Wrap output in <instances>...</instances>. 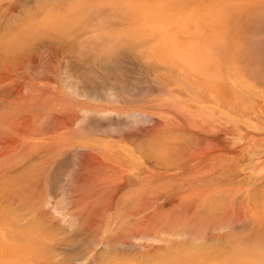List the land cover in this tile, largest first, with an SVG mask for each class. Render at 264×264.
Returning <instances> with one entry per match:
<instances>
[{
	"label": "rangeland",
	"instance_id": "rangeland-1",
	"mask_svg": "<svg viewBox=\"0 0 264 264\" xmlns=\"http://www.w3.org/2000/svg\"><path fill=\"white\" fill-rule=\"evenodd\" d=\"M0 50V264H264V0H0Z\"/></svg>",
	"mask_w": 264,
	"mask_h": 264
},
{
	"label": "bare ground",
	"instance_id": "bare-ground-1",
	"mask_svg": "<svg viewBox=\"0 0 264 264\" xmlns=\"http://www.w3.org/2000/svg\"><path fill=\"white\" fill-rule=\"evenodd\" d=\"M74 31H75V30H74ZM80 31H81V30H80ZM83 31H84V30H82V32H81L82 35H83ZM75 32H76V33H73V34H72V36L74 35L73 37H68V38H66V39H62V41L59 42V44H60L61 46L56 45V43H58V42H56V40H55L56 43L54 42V39H55V38H54L53 40L50 39V40H49L50 42H48V44H50L51 46H53V47H51V49L54 48V47L56 48V46H57V48H61L62 50L64 49V50L67 51V52L69 51V53H70V51H73V52H74V51L76 50V48H77L76 51L79 52L80 50H82V53L84 52L85 54H83V55H79L78 52H77V53H74V54H75V57H77L76 55H78V56H84V55H86V53H88V52L90 51V49H91V50L94 49V48H89V47H91L90 44H93V43H91L90 41H87V40H88L87 37H86L87 40H86L85 38H83V39L86 40V41H81V43H80V42L77 43L75 40H80L81 35H79V34H81V33H79L78 31H75ZM70 33H72V32L70 31L69 34H68V32H64V33H60V34H61V35H62V34H63V35H66V34H67V36H69ZM77 33H78V34H77ZM61 35H56V38L59 40V38L62 37ZM57 36H59V38H58ZM67 36H65V37H67ZM53 37H54V36H53ZM65 37L63 36V38H65ZM82 37H84V36H82ZM49 38H50V37H49ZM70 38H71V40H70ZM77 38H78V39H77ZM92 39H94V38H92ZM96 39H97V38H95V40H96ZM41 40H42L43 42H45V40L48 41V38L46 37V38H44V40H43V39H41ZM41 40H40V41H41ZM72 40H73L74 42H72ZM89 40H91V39L89 38ZM95 40H94V41H95ZM17 41H18V40H17ZM47 41H46V42H47ZM94 41H93V42H94ZM18 42H20V41H18ZM18 42H17V43H18ZM28 42H29V40H28ZM31 42L34 43V40L31 41ZM46 42H45V43H46ZM75 42H76V44H74ZM95 42H96V41H95ZM26 43H27V42H26ZM32 43H31V45H32ZM45 43H44V44H45ZM98 43H99V41H98ZM102 43H103V42H102ZM102 43H100V44H102ZM114 43H115V42H114ZM15 44H16V42H15ZM27 44H28V43H27ZM40 44H41V43H40ZM42 44H43V43H42ZM46 44H47V43H46ZM53 44H54V45H53ZM94 44H95V43H94ZM17 45H18V46L20 45V46H19V49H22V47H24V46H22V44H20V43L17 44ZM25 45H26V44H25ZM55 45H56V46H55ZM88 45H90V46H88ZM107 45H110V44H107ZM107 45H106V46H107ZM125 45H126V44H125ZM125 45H124V46H125ZM18 46H17V47H18ZM82 46H85V49L88 47L87 49H88L89 51H88V52H87V51L85 52L84 49H83L84 47H82ZM86 46H87V47H86ZM114 46H115V45H114ZM128 46H129V45H128ZM14 47H15V45L12 46V48H14ZM17 47H16V48H17ZM25 47H28V46H25ZM42 47H43V46H42ZM44 47H45V45H44ZM47 47H49V45H47ZM78 47H79L80 49H79ZM101 47H102V46H101ZM107 47H108V46H107ZM109 47H112V46H109ZM115 47H116V46H115ZM121 47H123V46H121ZM125 47H126V46H125ZM125 47H124V48H125ZM3 48H4V47H3ZM6 48H7V47H6ZM8 48H9V49H7V50H6L5 48H4V49H1V50H2V51L5 50V51H7V52H8L9 50H12L11 46L8 47ZM10 48H11V49H10ZM36 48H37V47H36ZM104 48H105V47H104ZM119 48H120V47H119ZM127 48H129V47H127ZM130 48H131V47H130ZM25 49H26V48H25ZM27 49H28V48H27ZM32 49H33V48H32ZM32 49H31V50H32ZM34 49H35V47H34ZM78 49H79V50H78ZM96 49H97V48H96ZM113 49H115V48H113ZM113 49H112V50H113ZM121 49H122V48H120V50H121ZM262 49H263V48H262ZM1 50H0V51H1ZM13 50H15V49H13ZM48 50H49V49H48ZM64 50H63V51H64ZM94 50H95V49H94ZM107 50H109V49H107ZM115 50H116V49H115ZM117 50H118V49H117ZM120 50H118L117 52H119ZM123 50H125V49H123ZM15 51H16V50H15ZM23 51H24V50H23ZM26 51H28V50H26ZM26 51H25V52H26ZM50 51H51V50H50ZM63 51H60V53L63 52ZM76 51H75V52H76ZM92 51H93V50H92ZM92 51H90V53H92ZM99 51H100V50H99ZM99 51L97 50L98 54H99ZM113 51H114V50H113ZM125 51H126V50H125ZM19 52H22V50L19 51ZM29 52H30V50H29ZM58 52H59V51H58ZM73 52H72V54H73ZM80 52H81V51H80ZM80 52H79V53H80ZM93 52H96V51H93ZM104 52H106V51H104ZM111 52H112V51H111ZM121 52H122V51H121ZM15 53H16V52H15ZM23 53H24V52H23ZM50 53H51V52H50ZM100 53H101V52H100ZM4 54H5V53H4ZM18 54H19V53H17L16 55H18ZM56 54H58V53H56ZM56 54H55V56H56ZM74 54H73V55H74ZM80 54H81V53H80ZM98 54H96L97 56L95 55V57H94L93 54H92L91 56H92V58H98V59H100ZM102 54H103V52H102ZM104 54H106V53H104ZM112 54H113V53H112ZM112 54L109 53V55H112ZM120 54H121V53H120ZM128 54H129V53H128ZM132 54H133V53H132ZM2 55H3V53H2ZM21 55H22V54H21ZM70 55H71V54H70ZM106 55H107V54H106ZM113 55L115 56V53H114ZM125 55H126V54H125ZM25 56H26V54H25ZM86 56H87V57H88V56L90 57L89 54L86 55ZM107 56H108V55H107ZM121 56H123V54H122ZM0 57H1V56H0ZM23 57H24V56H23ZM26 57H27V56H26ZM58 57H59V56H58ZM72 57H73V56H72ZM87 57L84 56L85 59H83V57H80V58L78 57V61H83V62H84V61H88V60H89V57H88V58H87ZM11 58H12V57H11ZM66 58H67V57H66ZM92 58L90 57V60H92ZM104 58H105V57H104ZM138 58H139V57H138ZM7 59H10V58H7ZM69 59H70V58H69ZM114 59H115V58H114ZM119 59H120V58H119ZM125 59H128V58H125ZM1 60H2V59H1ZM13 60H14V59H13ZM13 60H12V61H13ZM74 60H75V59H74ZM94 60H95V59H94ZM94 60H93V61H94ZM103 60H104V59H103ZM116 60H118V59H116ZM138 60H139V59H138ZM5 61H6V59H5ZM12 61H11V62H12ZM14 61H15V60H14ZM14 61H13V63H14ZM97 61H98V60H97ZM9 62H10V61H9ZM15 62H16V61H15ZM69 62H70V61H69ZM83 62H82V63H83ZM99 62H101V61H99ZM99 62H98V63H99ZM106 62H107V61H106ZM108 62H109V61H108ZM110 62L112 63V61H110ZM135 62H137V61H135ZM138 62H139V61H138ZM4 63H5V62H3V64H4ZM76 63H77V61H76ZM79 63H80V62H79ZM84 63H85V62H84ZM123 63H124V62H123ZM3 64H2V65H3ZM69 64H70V63H69ZM86 64H87V62L85 63V65H86ZM101 64H102V63H101ZM103 64H104V63H103ZM103 64H102V65H103ZM112 64H113V63H112ZM127 64H129V63H127ZM132 64H133V63H132ZM14 65H15V64H14ZM14 65H13V66H14ZM67 65H68V64H67ZM85 65H84V66H85ZM98 65H99V64H98ZM3 66H4V65H3ZM9 66H11V65H8V67H9ZM72 66H73V65H72ZM82 66H83V65H82ZM84 66H83V67H84ZM108 66H109V65H108ZM130 66H132V65H130ZM4 67H6V66H4ZM80 67H81V66H80ZM115 67H116V66H115ZM145 67H146V66H145ZM11 68H12V67H11ZM110 68H111V67H110ZM119 68H120V66H119ZM122 68H123V67H122ZM71 69H72V67H71ZM76 69H77V68H76ZM76 69H75V70H76ZM82 69H83V68H82ZM84 69H85V68H84ZM102 69H103V68H102ZM107 69H108V68H107ZM107 69H106V70H107ZM111 69H112V68H111ZM133 69H134V68H133ZM137 69H138V68H137ZM77 70H78V69H77ZM86 70H87V69H86ZM86 70H84V71H86ZM92 70H93V69H92ZM123 70H125V69H123ZM129 70H130V69H129ZM67 71H69V70H67ZM70 71H71V70H70ZM80 71H81V69H80ZM87 71H88V70H87ZM103 71H105V69H104ZM109 71H110V70H109ZM109 71H107V75H108V72H109ZM88 72H89V71H88ZM110 72H111V71H110ZM85 73H86V72H85ZM90 73H91V72H90ZM95 73H97V72H95ZM95 73H93V74L95 75ZM74 74H75V72H74ZM77 74H78V73H77ZM78 75H79V74H78ZM114 75H115V74H114ZM114 75H113V76H114ZM75 76H77V75H75ZM105 76H106V73H105ZM105 76H104V77H105ZM117 76H118V75H117ZM78 77H79V76H78ZM78 77H76V78H78ZM95 77H96V76H95ZM118 77H119V76H118ZM139 77H140V76H139ZM79 78H80V77H79ZM97 78H98V77H97ZM99 78H100V76H99ZM106 79H110V78L106 77ZM106 79H105V78L102 79L103 82H105L104 80H106ZM111 79H112V80H111L110 82H114V83H115L116 81H118V80H116L117 78H111ZM113 79H114V80H113ZM124 79H126V78L124 77ZM81 80H82V79H81ZM88 80H89V79H88ZM91 80H92V79H91ZM128 80H129V79H128ZM128 80H127V81H128ZM134 80H136V79H134ZM100 81H101V78H100ZM107 81H109V80H106V82H107ZM122 81H123V80H122ZM127 81H126V82H127ZM139 81H140V80H139ZM139 81H138V82H139ZM88 82H89V81H88ZM106 82H105V83H106ZM118 82H119L120 85H121V82H120V81H118ZM135 82H136V81H135ZM97 83H98V82H97ZM119 83H118V84H119ZM127 83H128V82H127ZM127 83H126V84H127ZM129 83H130V81H129ZM98 84H100V83H98ZM84 85H85V84H84ZM101 85H102V84H101ZM110 85H111V84H110ZM112 86H113V84H112ZM121 87H122V86H121ZM78 88H79V87H78ZM90 88H91V87H90ZM115 88H117V87H115ZM119 88H120V87H119ZM119 88H118V89H119ZM92 89H93V88H91V90H92ZM120 89H121V88H120ZM109 90H110V89H109ZM122 90H123V89H122ZM79 93H80V92H79ZM90 93H91V92H90ZM123 94H124V93H123ZM91 96H92V95H91ZM107 100H108V99H107ZM91 124H94V123H91ZM97 124H98V123H97ZM46 170H47V169H46ZM42 171H43V170H42ZM40 172H41V171H40ZM44 172H45V170H44ZM21 173H22V172H21ZM22 174H23V173H22ZM35 174H36V173H35ZM36 175H37V174H36ZM20 177H21V176H20ZM27 179H28V178H27ZM17 180H18V179H17ZM41 180H42V179H41ZM26 183H27V182H26ZM28 184H29V182H28ZM22 185H23V184H22ZM38 185H39V184H38ZM1 188H2V187H1ZM4 188H6V187H4ZM6 189H7V188H6ZM19 190H22V189H19ZM4 191H5V190H4ZM17 191H18V190H17ZM25 191H26V190H25ZM5 192H6V191H5ZM11 192H12V191H11ZM15 192H16V191H15ZM117 193H118V192H117ZM8 194H9V193H8ZM14 198H15V197H14ZM30 199H31V197H30ZM18 201H19V200H18ZM10 203H11V202H10ZM8 204H9V203H8ZM19 204H20V203H19ZM24 204H25V203H24ZM31 204H32V203H31ZM41 204H42V203H41ZM4 206H5V205H4ZM7 207H8V206H7ZM9 207H10V205H9ZM9 207H8V208H9ZM11 207H12V206H11ZM14 207H15V206H14ZM38 207H39V206H38ZM30 208H31V207H30ZM39 208H40V207H39ZM39 208H38V209H39ZM213 208H214V207H213ZM2 209H3V208H2ZM9 209H10V208H9ZM35 209H36V208H35ZM43 209H44V208H43ZM15 210H16V209H15ZM22 210H23V209H22ZM41 210H42V209H41ZM194 210H195V209H194ZM23 211H24V210H23ZM199 211H200V210H199ZM14 212H15V211H14ZM21 212H22V211H21ZM29 212H30V211H29ZM7 213H8V212H7ZM19 213H20V211H19ZM25 213H26V211H25ZM33 213H34V212H33ZM38 213H39V212H38ZM43 213H44V212H43ZM1 214L3 215V213H1ZM13 214H14V213H13ZM27 215H28V214H27ZM158 215H159V214H158ZM184 215H185V214H184ZM193 215H194V214H193ZM9 216H10V215H9ZM13 216H14V215H13ZM15 216H16V213H15ZM45 216H46V215H45ZM164 216H166V215H163V218H164ZM48 217H49V216H48ZM50 217H51V216H50ZM226 217H227V216H226ZM20 218H21V216H18V217H17V219H20ZM24 218H25V217L23 216V219H24ZM82 218H83V216H82ZM85 218H86V216H85ZM87 218H88V217H87ZM196 218H197V217H196ZM3 219H4V218H3ZM5 219H6V218H5ZM12 219H13V217H12ZM14 219H16V217H15ZM49 219L51 220V219H53V218H49ZM202 219H203V218H202ZM212 219H213V218H212ZM215 219H216V218H215ZM0 220H1V218H0ZM7 220H8L10 223H12V221H10L9 219H7ZM26 220H27V219H26ZM53 220H54V219H53ZM173 220H174V219H173ZM180 220H181V219H180ZM213 220H214V219H213ZM219 220H221V219L219 218ZM224 220H225V219H224ZM226 220H229V218L226 219ZM226 220H225V221H226ZM2 221H5V220H1V223H2ZM40 221H41V220H40ZM47 221H48V220H47ZM47 221H46V222H47ZM86 221H87V220H86ZM86 221H85V222H86ZM90 221H91V220H90ZM158 221H159V219H158ZM170 221H171V220H170ZM190 221H191V220H190ZM52 222H53V223H52ZM85 222H84V223H85ZM215 222H217V219L215 220ZM3 223H6V222H3ZM13 223H14V222H13ZM17 223H18V222H17ZM56 223H57V222H56ZM150 223H151V222H150ZM150 223H149V224H150ZM154 223H156V222H154ZM160 223H161V222H160ZM206 223H208V222H206ZM213 223H214V222H213ZM15 224H16V223H15ZM15 224H13V225H15ZM24 224H25V223H24ZM32 224H33V223H32ZM50 224H52L53 227L55 228V225H56V224H54V221L51 220V223H50ZM209 224H210V223H209ZM3 225H4V224H3ZM46 225H49V224H46ZM72 225H73V224H72ZM84 225H85V224H84ZM99 225H100V224H99ZM152 225H153V224H152ZM212 225H213V224H212ZM226 225H227V224H226ZM229 225H230V224H229ZM5 226H6V225H5ZM35 226H36V225H35ZM37 226H38V225H37ZM50 226H51V225H49V230H47L48 228L46 229V231H45L46 234H43V235H45L46 239H48V238L52 235V234H50V230L53 231V229H52V227H50ZM174 226H175V225H174ZM177 226H178V225H177ZM207 226H208V225H207ZM227 226H228V225H227ZM14 227H15V226H14ZM19 227H20V226H19ZM28 227H32V226L29 225ZM42 227H43V226H42ZM57 227H58V229H60V230H61V228H62L61 226H60V227L58 226V223H57L56 229H57ZM71 227H72V226H71ZM84 227H85V226H84ZM151 227H152V226H151ZM243 227H244V226H243ZM8 228H9V227H7L6 229H8ZM12 228H13V227H12ZM12 228H9V229H12ZM24 228H25V227H24ZM34 228H35V227H34ZM37 228H39V227H37ZM44 228H45V227H44ZM50 228H51V229H50ZM152 228H153V227H152ZM154 228H155V226H154ZM173 228H174V227H173ZM208 228H209V227H208ZM3 229H5V228H3ZM3 229H2V230H3ZM14 229H15V228H14ZM16 229H18V228H16ZM58 229H57V230H58ZM70 229H71V228H70ZM148 229H149V228H148ZM164 229H165V228H164ZM27 230H28V229H27ZM37 230H38V229H37ZM42 230H43V229H41V231H42ZM60 230H58L56 233L61 232ZM71 230H72V229H71ZM208 230H209V229H208ZM6 231H7V230H5L4 232H6ZM22 231L24 232L23 229H22ZM31 231H32V229H31ZM31 231H30V232H31ZM43 231H44V230H43ZM43 231H42V232H43ZM66 231H67V230H66ZM74 231H75V230H74ZM164 231H165V230H164ZM177 231H178V230H177ZM243 231H244V230H243ZM4 232H2V233L4 234ZM10 232H11V231H10ZM20 232H21V231H20ZM25 232L27 233V231H25ZM35 232H37V231H35ZM38 232H39V231H38ZM38 232H37V234H38ZM42 232H41V233H42ZM88 232H89V231H88ZM155 232H156V231H155ZM8 233H9V232H8ZM39 233H40V232H39ZM41 233H40V236H43V235H41ZM56 233H55V234H56ZM62 233L65 234L63 231L61 232V234H62ZM84 233H85V232H84ZM10 234H12V232H11ZM13 234H15V232H14ZM13 234H12V235H13ZM29 234H30V233H29ZM31 234H32V233H31ZM31 234H30V235H31ZM49 234H50V236H49ZM73 234H74V233H73ZM75 234H76V233H75ZM147 234H148V233H147ZM151 234H152V233H151ZM223 234H224V233H223ZM262 234H263V233H262ZM22 235H23V234H22ZM24 235H25V234H24ZM30 235H29L28 237H26L27 240H28V238L31 239V238H33L32 236H34V235H32V236H30ZM56 235H57V234H56ZM67 235H68V234H67ZM76 235H77V234H76ZM135 235H136V234H135ZM135 235H134V236H135ZM235 235L237 236V234H235ZM4 236H5V235H4ZM9 236H10V235H9ZM16 236H17V235H15V236H11V238L16 237ZM19 236H21V235L18 234V237H19ZM35 236H36V235H35ZM58 236H60V233L58 234ZM147 236H149V234H148ZM244 236H245V235H244ZM5 237H6V236H5ZM5 237H4V238H5ZM23 237H24V236H23ZM30 237H31V238H30ZM36 237H37V236H36ZM53 237H54V236H53ZM55 237H56V236H55ZM93 237H94V236H93ZM119 237L122 238V236H119ZM127 237H128V236H127ZM205 237H206V236H205ZM16 238H17V237H16ZM19 238H21V237H19ZM26 238H25V239H26ZM42 238H43V237H41V238H39V239H42ZM56 238H57V237H56ZM60 238H61V237H60ZM91 238H92V237H91ZM109 238H110V237H109ZM200 238H201V237H200ZM209 238H211V237H209ZM209 238H208V239H209ZM229 238H230V237H228V242H229V240H232V238H231V239H229ZM13 239H14V238H13ZM33 239H34V238H33ZM33 239H32V240H33ZM43 239H44V238H43ZM50 239H51V238H49L48 240L50 241ZM58 239H59V238H58ZM61 239H62L63 241L68 240L67 237H66L65 239H63V238H61ZM61 239H60V241H59V240L57 241V240L54 239V240H55L54 243H56V244H58V245H59V244L62 245V244H63V241H61ZM73 239H74V238H73ZM77 239H79V238H77ZM81 239H82V238H81ZM208 239H207V240H208ZM226 239H227V238H226ZM234 239H235V238H234ZM237 239H238V238H237ZM259 239H260V237H259ZM8 240H9V238H8ZM10 240H11V239H10ZM10 240H9V241H10ZM14 240H15V241H13V240H11V241L16 242V239H14ZM18 240H19V239H18ZM18 240H17V241H18ZM48 240H47V241H48ZM54 240L51 239V241H50L48 244H50V243H51L52 241H54ZM87 240H88V239H87ZM91 240H92V239H91ZM248 240H249V239H248ZM28 241H29V240H28ZM33 241H35V240H33ZM36 241H39V240L36 239ZM56 241H57V242H56ZM70 241H71V240L68 241V244H69ZM76 241H77V240H76ZM125 241H126V240H125ZM246 241H247V240H246ZM260 241H261V240H260ZM5 242H6V241H5ZM5 242H4V243H5ZM25 242H26V240H25ZM29 242H30V241H29ZM238 242H241V241L238 240ZM247 242H248V241H247ZM16 243H18V242H16ZM27 243H28V242H27ZM33 243H34V242H32V244H33ZM65 243H66V245H67V242H66V241H65ZM65 243H64V244H65ZM87 243H89V242L87 241ZM187 243H188V242H187ZM250 243H251V242H250ZM252 243H253V241H252ZM263 243H264V242H263ZM29 244H30V243H29ZM34 244H36V243H34ZM75 244H76V243H75ZM90 244H92V243H90ZM97 244H98V243H97ZM99 244H100V243H99ZM107 244H108V243H107ZM113 244H114V243H113ZM125 244H126V243H125ZM129 244H130V243H129ZM132 244H133V243H132ZM175 244H176V243H175ZM184 244H185V243H184ZM233 244H234V243H233ZM244 244H245V243H244ZM44 245H45V247H46L47 244H44ZM80 245H81V244H80ZM86 245H87V244H86ZM190 245H192V244H190ZM194 245H196V244H194ZM200 245H201V244H200ZM245 245H246V244H245ZM263 245H264V244H263ZM16 246H17V245H16ZM36 246L38 247L37 244H36ZM68 246H69V245H68ZM74 246H75V245H74ZM83 246H85V245H83ZM90 246H91V245H90ZM238 246H239V244H238ZM246 246H248V245H246ZM27 247H28V246H27ZM81 247H82V245H81ZM85 247H86V246H85ZM93 247H94V246H93ZM153 247H154V246H153ZM205 247H206V246H205ZM70 248H71V247H70ZM90 248H92V247H90ZM107 248H108V247H107ZM111 248H112V247H111ZM155 248H156V247H155ZM155 248H154V249H155ZM188 248H189V247H188ZM247 248H248V247H247ZM0 249H3V252L5 251L6 253H7V251H9V249H7V248H6L5 246H3V245H0ZM50 249H51V248H50ZM87 249H88V248H87ZM99 249H100V248H99ZM116 249H117V248H116ZM244 249H245V248H244ZM42 250H43V249H42ZM53 250H54V248H53ZM55 250H56V248H55ZM59 250H60V249H59ZM61 250L63 251V249H61ZM67 250H68V249H66V251H67ZM90 250H91V249H90ZM112 250H113V249H112ZM134 250H135V249H134ZM245 250H246V249H245ZM260 250H261V248H260ZM62 251L60 252V254L62 253ZM64 251H65V250H64ZM68 251H69V250H68ZM83 251H84V250L82 249V252H83ZM117 251H119V250H117ZM130 251H131V250H130ZM144 251H145V250H144ZM153 251H154V250H153ZM160 251H161V250H160ZM240 251H241V253L243 252L242 250H240ZM240 251H239L238 254L235 253V257H236V256H237V258H238V257H239V258H240V257H243L242 254L240 253ZM263 251H264V250H263ZM0 252H1V251H0ZM103 252H104V251H103ZM111 252H112V251H111ZM146 252H147V251H146ZM230 252H231V251H230ZM235 252H236V251H235ZM74 253H75V252H74ZM80 253H81V252H80ZM96 253H97V252H96ZM98 253H100V252H98ZM223 253H224V252H223ZM233 253H234V252H233ZM244 253L246 254V252H244ZM244 253H243V254H244ZM254 253H256V252H254ZM58 254H59V253H58ZM72 254H73V253H72ZM72 254H71V255H72ZM84 254H85V253H84ZM84 254H82V255H84ZM135 254H136V253H135ZM135 254H134V255H135ZM141 254H142V253H141ZM152 254H153V253H152ZM245 254H244V255H245ZM247 254H248V252H247ZM56 255H57V254H56ZM82 255H81V256H82ZM85 255H86V254H85ZM93 255H94V254H93ZM99 255H100V254H99ZM230 255H231V254H230ZM105 256H106V255H105ZM113 256H114V255H113ZM140 256H141V255H140ZM154 256H155V255H154ZM63 257H64V256H63ZM66 257H69V256L66 255ZM72 257H73V256H72ZM78 257H80V256H78ZM83 257H85V256H83ZM88 257H89V256H88ZM92 257H93V256H92ZM96 257H97V256H96ZM225 257H226V256H225ZM74 258H77V257H74ZM102 258H103V257H102ZM126 258H127V257H126ZM130 258H131V256H130ZM136 258H137V257H136ZM138 258H139V257H138ZM142 258H143V257H142ZM213 258L216 259L217 261H220V260L222 259V256L220 257V256L218 255V256H214ZM253 258H254V257H253ZM72 259H73V258H72ZM79 259H80V258H79ZM178 259H179V258H178ZM182 259H183V258H182ZM234 259H235V258H234ZM60 260H61V259H60ZM102 260H103V259H102ZM114 260H117V259H114ZM123 260H124V259H123ZM143 260H144V259H143ZM150 260H151V259H150ZM180 260H181V259H180ZM180 260H179V263H180ZM193 260H194V259H192V261H193ZM212 260H213V259H212ZM229 260H230V258H229ZM79 261H81V260H79ZM83 261H85V260H83ZM97 261H98V260H97ZM106 261H111V262H112L113 259H111V260L108 259V260H106ZM117 261H118V260H117ZM117 261H116V262H117ZM148 261H149V260H148ZM217 261H215V262H217ZM100 262H101V260H100ZM174 262H175V261H174ZM174 262H171V263H169V264H172V263L174 264ZM186 262H187V261H186ZM76 263H77V262H76ZM107 263H110V262H107ZM125 263H126V262H125ZM149 263H150V262H149ZM175 263H176V262H175ZM177 263H178V262H177ZM190 263H192V262H190ZM69 264H70V263H69ZM85 264H86V263H85ZM117 264H118V262H117ZM119 264H122L121 260H120ZM129 264H130V263H129Z\"/></svg>",
	"mask_w": 264,
	"mask_h": 264
},
{
	"label": "crops",
	"instance_id": "crops-1",
	"mask_svg": "<svg viewBox=\"0 0 264 264\" xmlns=\"http://www.w3.org/2000/svg\"><path fill=\"white\" fill-rule=\"evenodd\" d=\"M239 41H240V43L241 44H244V46H246V48H245V50L247 51V52H241L240 50H239V53H238V57L241 59V60H244V61H246V60H248L249 59V57H250V45H253V44H251L252 43V40H251V38H250V34L248 33V34H240L239 35ZM243 50V49H242ZM247 66H246V65ZM248 67V64L247 63H242V65L240 64V68H239V70H238V72L239 73H241V74H247L246 72V68ZM238 93H240L239 91H237ZM242 94V93H241ZM240 97H248V98H252V97H256L255 95L253 96V95H246V96H240Z\"/></svg>",
	"mask_w": 264,
	"mask_h": 264
}]
</instances>
